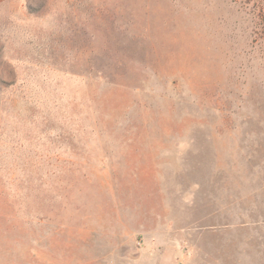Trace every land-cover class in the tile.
Listing matches in <instances>:
<instances>
[{
	"label": "rangeland",
	"instance_id": "1",
	"mask_svg": "<svg viewBox=\"0 0 264 264\" xmlns=\"http://www.w3.org/2000/svg\"><path fill=\"white\" fill-rule=\"evenodd\" d=\"M0 264H264V0H0Z\"/></svg>",
	"mask_w": 264,
	"mask_h": 264
}]
</instances>
